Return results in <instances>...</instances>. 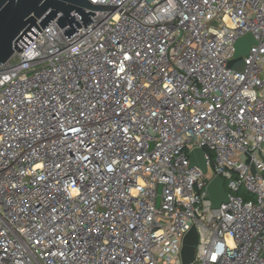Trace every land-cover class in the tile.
<instances>
[{"label": "built area", "instance_id": "obj_1", "mask_svg": "<svg viewBox=\"0 0 264 264\" xmlns=\"http://www.w3.org/2000/svg\"><path fill=\"white\" fill-rule=\"evenodd\" d=\"M89 1L0 63V264H264V0Z\"/></svg>", "mask_w": 264, "mask_h": 264}, {"label": "water", "instance_id": "obj_2", "mask_svg": "<svg viewBox=\"0 0 264 264\" xmlns=\"http://www.w3.org/2000/svg\"><path fill=\"white\" fill-rule=\"evenodd\" d=\"M89 0H0V63L6 62L17 50L21 54L53 20L60 28L70 25L63 32L67 37L79 32L82 26L76 18L81 19L85 27L93 23L91 17L96 15L86 9H99ZM256 43L253 35L248 33L236 43L237 59L249 53L252 44ZM234 61L230 62V66ZM191 166L198 165L203 172L207 171L204 150L197 148L190 153ZM208 198L214 208L228 200L224 178L217 176L208 185ZM198 232L195 226L184 239L182 257L184 264H191L195 260Z\"/></svg>", "mask_w": 264, "mask_h": 264}, {"label": "rangeland", "instance_id": "obj_3", "mask_svg": "<svg viewBox=\"0 0 264 264\" xmlns=\"http://www.w3.org/2000/svg\"><path fill=\"white\" fill-rule=\"evenodd\" d=\"M243 67H244V63L243 62H239L237 64V66H236V69L241 70V69H243ZM240 194H242L243 196H246V198H248V197H251L253 199L255 198L254 195H251L250 193H248V191L245 188H243L241 190Z\"/></svg>", "mask_w": 264, "mask_h": 264}]
</instances>
